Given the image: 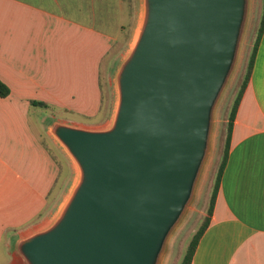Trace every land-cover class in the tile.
<instances>
[{
	"label": "water",
	"instance_id": "obj_1",
	"mask_svg": "<svg viewBox=\"0 0 264 264\" xmlns=\"http://www.w3.org/2000/svg\"><path fill=\"white\" fill-rule=\"evenodd\" d=\"M143 2L113 125L52 127L81 178L57 218L20 240L18 264H162L195 197L250 0Z\"/></svg>",
	"mask_w": 264,
	"mask_h": 264
},
{
	"label": "crops",
	"instance_id": "obj_2",
	"mask_svg": "<svg viewBox=\"0 0 264 264\" xmlns=\"http://www.w3.org/2000/svg\"><path fill=\"white\" fill-rule=\"evenodd\" d=\"M136 3L0 0V79L11 89L0 96V264H18L24 234L49 224L60 205L63 166L42 113L57 110L88 125L106 121L102 63L117 42L129 40ZM192 264H264V33Z\"/></svg>",
	"mask_w": 264,
	"mask_h": 264
},
{
	"label": "rangeland",
	"instance_id": "obj_3",
	"mask_svg": "<svg viewBox=\"0 0 264 264\" xmlns=\"http://www.w3.org/2000/svg\"><path fill=\"white\" fill-rule=\"evenodd\" d=\"M136 4L138 6L136 5L137 15L135 17L136 22L134 21L135 25L132 32L125 36V38H129V40L117 42L110 56H108L102 63V88L104 91L102 113L105 115L104 119L106 121L100 125H88L62 119L61 117L75 118L78 116L61 115V113L57 110L56 112L53 110L51 113H42L47 119L46 128L50 131L52 138L59 149L58 150L54 147L55 152L58 154L59 159L62 162V179L65 178L64 182L62 180L60 183V186L62 185L61 188L64 190L61 194V203L59 202L58 205H60H57V215H54L50 222H53L60 214L81 178V171L76 160L55 136L52 131V127L57 123L72 124L74 126H81L85 128H102L113 125L120 98L118 74L122 64L128 58L136 44V40L139 36V32H137V30L140 29L144 14L143 0H139V3ZM261 10V0H250L248 21L243 33L238 59L227 86L225 87L215 109L210 150L197 185L195 197L182 221L168 240L162 264H180L191 238L207 215V208L209 205L212 187L224 146L228 113L245 74L248 58L254 44L257 27L260 22ZM49 114L51 115L49 116ZM37 116L36 114H33L34 119L35 117L37 118ZM36 121L38 124L39 121ZM0 257L1 259L6 258L3 250Z\"/></svg>",
	"mask_w": 264,
	"mask_h": 264
},
{
	"label": "trees",
	"instance_id": "obj_4",
	"mask_svg": "<svg viewBox=\"0 0 264 264\" xmlns=\"http://www.w3.org/2000/svg\"><path fill=\"white\" fill-rule=\"evenodd\" d=\"M263 33H264V0H262V10H261L260 22H259V25L257 27L254 44H253V47L251 49V52H250V55L248 58V63L246 66L245 74H244L242 82L238 88L236 96H235V98L231 104L230 111L228 113L227 125H226V138L224 141L222 155H221V158L219 161L218 170H217L215 180H214V184L212 187L209 205L207 208V215L204 218V220H203L202 224L200 225V227L198 228V230L195 232V234L191 238V240L187 246V249L185 251V254L181 259L180 264H192V260H193L194 254L196 252L197 246L199 244V241H200L202 235L204 234L205 230L207 229V227L209 226V224L211 222V217H212V214L214 211L216 198H217V195H218V192L220 189V185H221V179H222L223 172H224V169L226 167L228 157H229V152H230V148H231V134H232V129H233L235 117H236L241 99L243 97L244 91L246 90V88L249 84V81L251 79L252 71H253L254 64H255L256 54H257L258 47H259L261 38L263 36ZM10 92H11L10 87L0 79V96L1 97H7L10 95ZM31 103H32V105L41 106V107L47 108V109L49 108V105L45 102L33 100ZM102 111H103V107H102Z\"/></svg>",
	"mask_w": 264,
	"mask_h": 264
},
{
	"label": "bare ground",
	"instance_id": "obj_5",
	"mask_svg": "<svg viewBox=\"0 0 264 264\" xmlns=\"http://www.w3.org/2000/svg\"><path fill=\"white\" fill-rule=\"evenodd\" d=\"M137 32H139V29L137 30Z\"/></svg>",
	"mask_w": 264,
	"mask_h": 264
}]
</instances>
